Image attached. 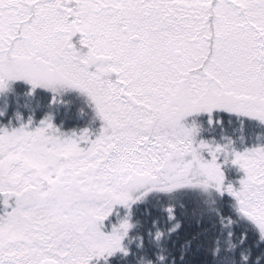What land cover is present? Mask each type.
<instances>
[{
  "label": "snow or ice",
  "instance_id": "6c2138e0",
  "mask_svg": "<svg viewBox=\"0 0 264 264\" xmlns=\"http://www.w3.org/2000/svg\"><path fill=\"white\" fill-rule=\"evenodd\" d=\"M0 264H264V0H0Z\"/></svg>",
  "mask_w": 264,
  "mask_h": 264
}]
</instances>
